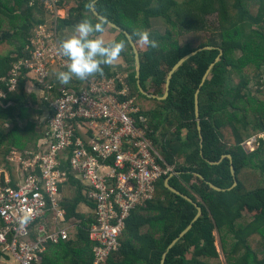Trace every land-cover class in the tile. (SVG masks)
Instances as JSON below:
<instances>
[{
    "label": "trees",
    "instance_id": "16d2710c",
    "mask_svg": "<svg viewBox=\"0 0 264 264\" xmlns=\"http://www.w3.org/2000/svg\"><path fill=\"white\" fill-rule=\"evenodd\" d=\"M46 1L0 0V91L5 94L0 99V159L13 149L35 148L44 139V108L36 94L27 92V79L21 78L12 92L4 80L14 62L29 57L32 32L47 19ZM58 1L60 6L65 2L76 5L59 26H75L84 18L97 20L90 12L94 0ZM94 8L131 35L140 52L141 85L158 96L165 94L167 77L183 57L214 47L201 50L181 66L166 100L150 99L139 91L129 40L115 31L117 41H126L121 55L128 64V82L154 131L152 138L162 142L164 161L179 173L170 185L203 210L193 228L168 252L165 264H215L220 260L218 239L226 264H264V92L256 88L253 93L249 87L252 81L264 87V0H184L181 4L176 0H100ZM211 17L217 22L213 39L197 47L181 42L184 35L210 31L207 20ZM159 20L166 25L164 33L153 31V21ZM137 29L149 30L159 47L147 46L143 51L134 35ZM219 49L222 55L202 85ZM198 90L201 132L195 114ZM183 130L187 131L185 140ZM257 136H263L257 147L246 151L243 143ZM224 155L232 156L238 185L217 192L207 182L221 189L234 184L229 159L219 165L208 163ZM167 178L157 183L154 199L126 220L120 246L104 264H161L172 242L193 222L196 207L166 188ZM70 183L77 186V195L63 205L65 220L75 217L79 226L69 231L66 242L50 246L41 264H93L95 244L89 241L88 231L95 222V206L76 180L71 178ZM81 204L90 213L78 212Z\"/></svg>",
    "mask_w": 264,
    "mask_h": 264
},
{
    "label": "built area",
    "instance_id": "2783aa9c",
    "mask_svg": "<svg viewBox=\"0 0 264 264\" xmlns=\"http://www.w3.org/2000/svg\"><path fill=\"white\" fill-rule=\"evenodd\" d=\"M58 3L45 2L51 23L34 29L29 57L14 62L4 80L12 92L21 78L37 79L50 115L36 150H13L0 159V256L16 264H41L50 246L69 239L62 190L73 178L95 206L88 238L95 244L93 264H104L117 252L132 212L153 200L157 183L176 172L152 138L128 74L67 86L56 82L55 68L67 70V59L57 52ZM255 142L252 137L243 146ZM25 215L30 219L22 224Z\"/></svg>",
    "mask_w": 264,
    "mask_h": 264
},
{
    "label": "clouds",
    "instance_id": "9594fccd",
    "mask_svg": "<svg viewBox=\"0 0 264 264\" xmlns=\"http://www.w3.org/2000/svg\"><path fill=\"white\" fill-rule=\"evenodd\" d=\"M134 35L141 45L153 49L159 47L158 41L147 29H137ZM126 46L124 40L106 37L103 21L93 22V19L84 18L74 26L72 35L58 39L57 52L67 59V70L58 72L57 79L61 84H68L73 78L86 80L97 74L103 75V66H115ZM29 219L25 215L21 223L25 224Z\"/></svg>",
    "mask_w": 264,
    "mask_h": 264
},
{
    "label": "water",
    "instance_id": "95a60500",
    "mask_svg": "<svg viewBox=\"0 0 264 264\" xmlns=\"http://www.w3.org/2000/svg\"><path fill=\"white\" fill-rule=\"evenodd\" d=\"M100 0H94L92 3H91V6H90V12L92 13V15L97 19V20H101L104 22V24H106L110 29L114 30V31H117L119 33H122L126 36V38L129 40L132 48H133V51H134V55H135V72H136V77H137V85H138V88H139V91L141 94L147 96L148 98L150 99H157V100H166L169 96V92H170V84H171V81H172V78L174 76V74L181 68V66L187 62L190 58H192L193 56H195L196 54H198L201 50H211V49H214V47H204L202 49H199L195 52H192L188 55H186L185 57H183L173 68L172 70L170 71L168 77H167V80H166V91H165V94L163 96H158V95H154V94H151L149 92H147L141 85V58H140V52L137 48V45L136 43L134 42V40L132 39L131 35L129 33H127L126 31H124L122 28H120L119 26L115 25L114 23H111L109 22L107 19H105L104 17H102L100 14H98L94 8V5L96 3H98ZM222 55V50L219 49V56L215 59V63H213L210 68L208 69L207 73L205 74L204 78H203V83L202 85L204 84V82L207 80L211 70L213 69L214 65L216 64V62L219 61L220 59V56ZM199 94H200V90L197 91L196 95H195V114H196V119H197V125H198V130L201 132V121H200V105H199ZM200 140H201V148H203V136L202 134H200ZM201 154H203V152H201ZM203 156V155H202ZM229 159L231 161V173H232V176L234 177V184L231 188L229 189H221L219 187H217L216 185H214L213 183L211 182H207L210 187L217 191V192H226V191H231L233 190L235 187H237L238 185V181H237V178H236V170H235V167H234V163H233V160H232V156L231 155H224L222 156L221 160L218 161V162H210L208 161V163L210 165H219L221 163L222 160L224 159ZM179 173H175V174H172L170 175L166 181H165V186L166 188H168L171 192H173L174 194L176 195H179L181 196L182 198H184L185 200H187L188 202L192 203L198 213H197V216L195 217V219L193 220V222L189 225V227L184 230L180 236L175 239L172 244L169 246L167 252L163 255V258H162V263L161 264H165V260H166V257H167V254L168 252L180 241L181 238H183L192 228H193V224L202 216V213H203V210L202 208L198 205L197 202L193 201L190 197L188 196H185L183 195L180 191H178L177 189H175L174 187H172L170 185V179L175 176V175H178ZM196 176H198L199 178H201L202 180H205V178L199 174V173H196Z\"/></svg>",
    "mask_w": 264,
    "mask_h": 264
},
{
    "label": "crops",
    "instance_id": "0c3cea01",
    "mask_svg": "<svg viewBox=\"0 0 264 264\" xmlns=\"http://www.w3.org/2000/svg\"><path fill=\"white\" fill-rule=\"evenodd\" d=\"M74 5H75L74 2H65L61 6V8L58 10L59 21L66 20L69 17L70 9L73 8ZM59 21H58V32H59L60 38L61 37H65L66 38V37L72 35L73 31H74V26H69V25L68 26H65V25L59 26ZM45 23H51V17L47 16V19L45 20ZM105 34H106V37L109 38V39H115V40L117 39V33L114 30L112 31V29H105ZM103 69H104L103 75L97 74L95 76L96 77H107V76L115 75L117 73H126V74L130 73L129 72V68H128V64H127V62L125 61V59L123 58L122 55H121L120 60L118 61V63L115 66H103ZM53 73H54V78H55L56 82H58V84H61L59 82V80L57 79L58 72L54 71ZM26 79H27V85H26L27 92L29 94H36L38 103L41 104V106L44 108V114H43V116L41 118L42 128H43L45 123L47 122V120L49 118V115H50L49 114L50 111H49L47 105L46 104L44 105V102L42 101V87L43 86L40 85L38 80L35 79L34 77H28ZM78 81H79L78 79L75 80L73 78L68 84H66V86L72 84L73 82L76 83ZM41 141H40V143H41ZM40 143H38L37 147L39 146ZM157 145L158 144L156 143V146ZM37 147L33 148V146H30V148H28L27 150H23V151L36 150ZM161 156H162V154H161ZM1 159H7V156L5 158L2 157ZM163 159H164V157H163ZM8 177H10L12 180L15 181L16 176H15L14 172L9 171ZM82 190H83V187H82ZM72 191H73V193L70 194V196H68V193L72 192ZM62 194H63L62 205H64V203L66 201H71L72 199H74L76 197V195H77V186L76 185H72L69 182L68 184H66L64 186V188L62 190ZM83 195H84V193H83ZM198 202H199V200H198ZM65 211H66V209H65ZM78 212H80L82 214H88V213H90V209L88 208L87 205L81 204L79 209H78ZM66 224L70 227V232H71L72 230L75 229V227L79 226V220L76 219L75 217H73V218L70 219V221H66ZM0 264H16V263L14 261L10 260V259L3 258V257L0 256Z\"/></svg>",
    "mask_w": 264,
    "mask_h": 264
},
{
    "label": "rangeland",
    "instance_id": "374dc122",
    "mask_svg": "<svg viewBox=\"0 0 264 264\" xmlns=\"http://www.w3.org/2000/svg\"><path fill=\"white\" fill-rule=\"evenodd\" d=\"M178 3H183L184 2V0H176ZM60 3V2H59ZM64 4V3H63ZM62 4V5H63ZM75 4V3H74ZM61 5V6H62ZM61 6L58 4V7H59V9L61 8ZM76 5H74L73 6V8H71L70 10H72V9H74V8H76L75 7ZM208 24H209V28H210V31L209 30H205V31H200V32H193V33H191V34H187V35H184L183 36V38L181 39V42L182 43H189V44H191V45H193V47H197V46H199L201 43H203V42H207V41H209V40H211V39H213L214 38V36H213V32L216 30V28H217V22H216V18L215 17H211V18H209L208 20ZM106 29H110V28H106ZM165 29H166V25H165V23L163 22V21H153V31H155V32H159V33H164V31H165ZM139 47L143 50V51H145L146 50V48H147V46H144V45H141L140 43H139ZM138 48V47H137ZM138 50H139V48H138ZM55 71H57V72H60V71H65V70H63V69H60V68H58V67H56L55 68ZM257 78V77H256ZM259 84H261V81L259 82ZM249 87H250V90L253 92V93H255L256 91H257V89L256 88H259L261 91H263L264 92V87H259V86H257L256 84H255V82L254 81H252L251 83H250V85H249ZM149 93H151V92H149ZM152 94V93H151ZM155 95V94H154ZM187 135V131L186 130H183L182 131V139L183 140H185L186 139V136ZM261 137H263V136H257L256 137V142L254 143V146H243L244 147V149L246 150V151H248V152H253V150L257 147V145H258V142H257V140H258V138H261ZM160 138L162 139V137L160 136ZM158 145H157V148H158V150H159V152L162 154V156H163V154H164V151H165V149H164V147H163V144H162V142L161 143H157ZM180 164H184V162H182V163H180ZM73 193V191L72 192H69L68 193V196H70V194H72ZM74 195V194H73ZM197 198H198V200L199 201H201V199L197 196ZM247 216L248 217H251V215L250 214H247ZM215 234L217 235V233L215 232ZM218 236V235H217ZM218 239V238H217ZM216 245H217V247H218V249H219V251H220V260L219 261H217L215 264H226V260H225V257H224V254H222V252H221V248H220V245H219V239L217 240V242H216ZM188 259H190V257H188Z\"/></svg>",
    "mask_w": 264,
    "mask_h": 264
}]
</instances>
